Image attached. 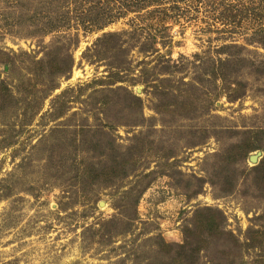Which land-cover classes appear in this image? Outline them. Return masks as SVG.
<instances>
[{"label":"rangeland","instance_id":"1","mask_svg":"<svg viewBox=\"0 0 264 264\" xmlns=\"http://www.w3.org/2000/svg\"><path fill=\"white\" fill-rule=\"evenodd\" d=\"M0 264H264V0H0Z\"/></svg>","mask_w":264,"mask_h":264}]
</instances>
